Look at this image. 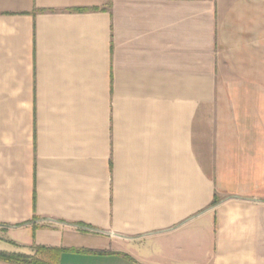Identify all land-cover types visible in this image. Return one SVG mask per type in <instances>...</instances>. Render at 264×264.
I'll list each match as a JSON object with an SVG mask.
<instances>
[{
  "label": "crops",
  "instance_id": "crops-1",
  "mask_svg": "<svg viewBox=\"0 0 264 264\" xmlns=\"http://www.w3.org/2000/svg\"><path fill=\"white\" fill-rule=\"evenodd\" d=\"M34 245L264 264V0H0V250Z\"/></svg>",
  "mask_w": 264,
  "mask_h": 264
},
{
  "label": "trees",
  "instance_id": "trees-1",
  "mask_svg": "<svg viewBox=\"0 0 264 264\" xmlns=\"http://www.w3.org/2000/svg\"><path fill=\"white\" fill-rule=\"evenodd\" d=\"M99 9V8H95ZM34 255L11 253L0 250V260L14 264H59L62 248L33 246Z\"/></svg>",
  "mask_w": 264,
  "mask_h": 264
},
{
  "label": "rangeland",
  "instance_id": "rangeland-1",
  "mask_svg": "<svg viewBox=\"0 0 264 264\" xmlns=\"http://www.w3.org/2000/svg\"><path fill=\"white\" fill-rule=\"evenodd\" d=\"M5 246V245H4ZM7 248H10V246H6Z\"/></svg>",
  "mask_w": 264,
  "mask_h": 264
}]
</instances>
